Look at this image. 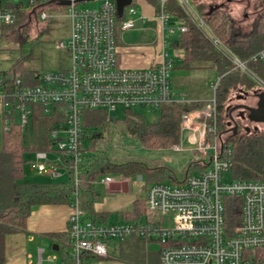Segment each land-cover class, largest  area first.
I'll return each mask as SVG.
<instances>
[{
    "label": "built area",
    "instance_id": "built-area-1",
    "mask_svg": "<svg viewBox=\"0 0 264 264\" xmlns=\"http://www.w3.org/2000/svg\"><path fill=\"white\" fill-rule=\"evenodd\" d=\"M94 8L81 7L88 0H0V27L12 26L17 21L16 11L7 5L23 3L25 10L37 25L50 19L48 11L68 9L70 35L65 44L56 46L66 50L70 66L36 76L35 85L24 86L18 77L0 76V136L10 125L26 130L31 126L34 109L43 115L62 118L55 123L49 138L48 151L31 153L35 170L41 175L60 178L74 175L75 190L70 197V216L67 220L69 253L67 264H93L107 257V243L123 242L132 237L160 246L157 264H264V157L258 180H229L233 163V148L219 133L216 88L214 97L200 110L182 116L180 132H189L188 144L195 158L194 173L182 183H155L145 190L146 214L141 222L99 224L84 219L80 207L77 184L81 161L84 114L100 111L107 122L119 120L111 116L117 109L123 112L157 113L164 105H190L184 96L172 90L170 72L177 53L170 57L163 49L165 34L183 33L182 26L173 27L171 15L165 10L169 0H158L156 18L161 42L158 62L147 68L128 69L119 60L116 46V19L121 18L120 31L133 30L138 14L132 5L117 15L114 0H95ZM194 26L210 39L212 46L227 55L235 69L251 78L264 90L247 68L259 65L264 71V48L251 58L241 61L229 54L213 37L194 9L193 0H174ZM182 52V58H183ZM175 56V57H174ZM179 59V58H177ZM121 120V119H120ZM179 132V133H180ZM181 136V133H180ZM1 143V139H0ZM178 144L171 147L183 152ZM112 177H103L100 185L108 186ZM235 206L238 221L230 228L226 221L229 207ZM167 225V227H164ZM43 250L38 251L39 262ZM52 256L50 261H55Z\"/></svg>",
    "mask_w": 264,
    "mask_h": 264
},
{
    "label": "trees",
    "instance_id": "trees-1",
    "mask_svg": "<svg viewBox=\"0 0 264 264\" xmlns=\"http://www.w3.org/2000/svg\"><path fill=\"white\" fill-rule=\"evenodd\" d=\"M156 6L155 0H147ZM198 8L197 14L207 26L213 37L222 45L229 54L245 61L264 48V7L254 16L250 28L246 31L237 27L224 11V7L216 6L217 10L210 11L209 5H202L198 0H193ZM16 11L17 21L12 26L0 28V35L10 37L18 42L20 61L12 65L9 71L0 76L10 78L18 75L21 85H35L36 75L27 72L20 75L19 69L22 62L31 57L30 49L34 47L46 27L35 38H30L27 21L23 11V3L11 2L7 5ZM215 8V6H212ZM165 10L171 15L170 23L177 28L182 26L183 33L177 31L168 39L167 45L172 50H181L183 58L181 64L187 68L192 63L207 61L211 68L219 73V82L216 88L215 100L217 108L218 128L225 140L232 145L233 163L230 170L232 180H258L262 173L264 157V131L260 130L254 122L243 123L242 110L239 106H248L250 99L257 97L262 92L259 84L247 74L235 69L223 50L212 46L210 39L200 32L186 16L184 11L174 0L165 3ZM116 19V36H120V23ZM9 32L3 34V29ZM18 28V29H17ZM14 36V37H13ZM175 65V63H174ZM173 68V67H172ZM247 68L264 83V71L259 65L248 64ZM206 103V102H205ZM204 102L190 105L169 104L159 108V120L156 124L146 123L144 116L139 113L124 112V118L107 122L106 115L100 111H91L84 114L83 142L85 145L81 153L78 170L77 192L84 219L97 222L93 213V206L98 200L94 184L102 177H113L116 180H129L134 175L149 176L155 183H182L184 179L194 173L193 163L184 168L183 177L179 178L176 171L160 160H147L143 157H132L127 154L116 155L111 151L113 130L117 127L137 144L151 150H168L178 144L180 139V122L184 114L200 110ZM238 110L235 114L234 112ZM62 120L54 115H43L36 107L32 116L31 126L23 130L19 126L10 125L9 130L3 133L0 146V264L5 263V237L25 231L27 221L34 208L45 205L70 204L71 192L75 190L74 175L66 173L64 183H46L41 185H27L21 182L25 156L37 151H48L52 145L49 138L55 123ZM241 122L240 128L237 121ZM235 125L237 129L233 130ZM168 181V182H167ZM146 214L145 200L136 198L129 211L118 213L124 222L135 224L144 220ZM100 217V216H97ZM226 221L230 228H234L238 221V211L235 206L229 207ZM59 236H56L58 238ZM67 240V251L59 250L62 263H68L69 239L67 232L62 236ZM64 240V239H63ZM121 242V241H120ZM90 260L92 257H88Z\"/></svg>",
    "mask_w": 264,
    "mask_h": 264
},
{
    "label": "rangeland",
    "instance_id": "rangeland-1",
    "mask_svg": "<svg viewBox=\"0 0 264 264\" xmlns=\"http://www.w3.org/2000/svg\"><path fill=\"white\" fill-rule=\"evenodd\" d=\"M200 4L202 5H223L224 11L230 15L232 21L236 24L237 27L246 31L250 28L251 22L255 15L262 11L264 7V0H200ZM97 5V1H90L86 3L80 4L81 7H86L88 9L94 8ZM195 11H198V8L195 4H193ZM24 15L30 16L27 13V10L23 11ZM50 16V19L37 25L34 19H28L24 21L27 26L23 25L21 28L26 27L30 38H35L43 29L46 27V31L42 34L38 40V43L30 49L31 57L28 60L22 62L21 67L19 69V74L26 75L27 72H34L37 76H43L44 74L52 71L66 69L70 66V57L67 54L66 50H59L56 46L61 44H65L70 35V20L68 18V9L67 8H59L58 10H51L47 12ZM150 21L145 23L143 26V33L138 29L136 25V29L133 31H129V33L125 32L120 36H116V46L117 52L125 57V59H132L127 56L129 55H155L159 56L161 53V42L156 41V37L151 30L155 31L156 36L158 35L156 31H160L159 21L157 18L152 17ZM1 28V27H0ZM18 29V28H17ZM24 29V28H23ZM150 29V30H149ZM9 30L3 29V34L8 33ZM10 37L12 35L10 34ZM5 37L0 35V74L9 71L12 65H14L17 61H20V53L18 51V42L13 38ZM14 37V36H13ZM171 38L170 35L165 34V39ZM158 39V37H157ZM135 46H145L146 48L143 51L133 50L134 52H130L129 47ZM167 52L170 57H173V50L169 47V45H165L163 49ZM134 53V54H133ZM128 62V60H127ZM175 65L170 72V82L171 88L173 91L180 93L184 96L186 101L197 103V102H209L214 97L213 89L211 84L217 82L219 78V73L215 68H211V65L205 62L192 63L187 68H184L181 62H175ZM253 76L260 81V79L252 73ZM15 77H18L16 75ZM251 78V77H250ZM264 94V90L261 91ZM250 99L248 104L257 103L258 98ZM256 99V100H255ZM133 113H139L144 116V119L147 124L153 125L156 124L159 120V116L157 113H146V112H138L134 111ZM125 113L121 109H117L115 112L111 114L115 118L123 119ZM261 118H264L263 114L258 115ZM238 127L240 128L241 122L238 120ZM262 123V122H260ZM259 125L258 123L256 124ZM260 130L264 131V123L259 125ZM122 128L117 127L115 131L113 130L112 143H111V151L116 155L127 154L136 157H143L147 160H160L165 162L168 166H170L173 170L176 171V175L179 178L183 177L184 168L189 165L195 155L191 151L195 147L188 144L189 132H180V143L183 152L175 153L171 150H151L140 143H136L135 141L130 140L123 132ZM1 146V143H0ZM27 163L23 166V175L21 178V182L27 185H41L46 183H63L66 181L67 176H62L60 178H51L46 177L45 175L39 174L37 169L34 168V163L32 162L34 159L33 154H29L25 156ZM227 178L232 180L231 173L227 174ZM149 176L145 175H134L129 180H117L116 190L118 193L122 194L124 189H126L127 193L124 194L122 200L125 201L123 204V210L129 211L131 206H129V201L131 202L138 197H143L145 195L146 188L151 184ZM104 189H100L101 199L98 204L102 205L106 200V194L103 192ZM130 207V208H129ZM116 215L112 216V220H115ZM164 227H167L165 225ZM48 245L47 249H45V253L42 254L41 262L43 264L46 261L47 255L50 253L52 256H57L59 261L61 262L62 256L61 253L52 252V241L50 238L47 239ZM54 242V241H53ZM157 244V243H156ZM147 243V248L149 253H159L160 247L159 245ZM119 245L116 244L114 246L109 247L108 251H112L114 249L118 250ZM50 254V255H51ZM51 256V257H52ZM57 264V263H54ZM60 264V263H59Z\"/></svg>",
    "mask_w": 264,
    "mask_h": 264
},
{
    "label": "crops",
    "instance_id": "crops-1",
    "mask_svg": "<svg viewBox=\"0 0 264 264\" xmlns=\"http://www.w3.org/2000/svg\"><path fill=\"white\" fill-rule=\"evenodd\" d=\"M155 2L158 3V0H155ZM98 3L99 2L97 1V5ZM132 6L135 7L138 14L137 17L138 20L136 22V25L138 26L139 30L142 29L140 32L143 33V31L146 30V29L143 30V26H145V23L147 21H150L151 20L150 18L156 17V6L150 4L147 0H132ZM135 29L136 26L134 30ZM151 31L154 33L156 37L155 42L157 43L158 39L155 34V31L154 30ZM156 33H158V31H156ZM145 48H146L145 46H135V47H129L128 50L130 52H134L133 50L143 51ZM175 52L177 53V56L176 57L174 56L175 62H181L182 52L180 51H175ZM118 55H119V60L121 61L123 67L128 69L147 68L158 62L157 54L144 55L143 53L140 55L138 54L129 55L127 57L132 59H127L128 62L122 54L120 55L118 53ZM0 139H2V135L0 136ZM64 176H66V174ZM98 182L99 181H97L94 184V189H96L95 192H97L99 196H98V200L92 207L94 215L97 214V216H100V217L97 216L94 217L95 220H97L96 223L108 225V224H118L124 222L120 217H118V213L125 211L123 210V204L125 203V201L122 200V198L124 197V194L127 193L126 189L122 190L123 191L122 194L118 193L116 190L117 180L115 178H113V182L110 183L108 186L100 185ZM150 182H151L150 185H152L153 184L152 180ZM100 189H104L103 192L106 194L105 195L106 200L102 205L98 204V202L101 199V193L99 192ZM133 201L131 202L130 199L129 206L132 205ZM68 206L69 205L67 203L66 204L64 203V204H58L52 206L51 205L38 206V208L37 207L34 208L27 221V226L25 231L8 235L5 237L4 264H38L39 262L38 251L43 250V254L45 253V249H47V245L49 244L47 239L49 238L54 241V242L52 241V247L54 245H57L59 250H63L66 252L67 240L62 236L66 232L67 220L71 213V210ZM113 215H116L115 220L114 219L112 220ZM56 236L59 237L56 238ZM147 243H150V245L156 244L155 242H146L144 240L138 239L137 237H132L123 242L111 241L107 243L106 258L103 259L97 258L96 260L94 258L88 260L89 258H87L86 262H93V264H157L159 262L160 252L149 253L148 249H145V247L147 248V246H145L147 245ZM116 244L119 245L118 250L114 249L112 251H108L109 247L111 248V246H114ZM59 250L57 253H59ZM50 254L47 255L44 264H54V263L64 264L62 263V261L61 262L59 261V258L57 256L55 261L51 262L50 259L53 253L51 255ZM40 264H43V262H41Z\"/></svg>",
    "mask_w": 264,
    "mask_h": 264
},
{
    "label": "water",
    "instance_id": "water-1",
    "mask_svg": "<svg viewBox=\"0 0 264 264\" xmlns=\"http://www.w3.org/2000/svg\"><path fill=\"white\" fill-rule=\"evenodd\" d=\"M88 1H94V0H88ZM114 3L116 6L115 10L117 11V15L119 17H121L123 14V11H124L123 9L128 8L129 6L132 5V0H114ZM258 96H259L258 97L259 101L257 104V108L254 109V108H250L248 106L243 105V106L237 107L236 109L247 111L249 113L248 119H250V121H252L254 123H260V122L264 123V118H261L260 116H258V115L262 114L261 111L264 110V104H263L264 103V94L263 95L260 94ZM236 129H237V125H235L233 130H236ZM58 250H59V248L57 245H54L52 247L53 252H58Z\"/></svg>",
    "mask_w": 264,
    "mask_h": 264
},
{
    "label": "flooded vegetation",
    "instance_id": "flooded-vegetation-1",
    "mask_svg": "<svg viewBox=\"0 0 264 264\" xmlns=\"http://www.w3.org/2000/svg\"><path fill=\"white\" fill-rule=\"evenodd\" d=\"M198 1H200V0H198ZM202 1V0H201ZM209 6H211L210 7V11H212V10H217V8H216V6H215V8H213L212 6H214V5H209ZM217 6H223V5H217ZM262 94V93H261ZM263 95V94H262ZM256 100V99H255ZM264 104V103H263ZM248 107H250V108H257V103H253V104H251V105H248ZM238 112V110H236L234 113L236 114ZM240 112H242L241 114H242V116L244 117V121H243V123H245V122H247L248 124L251 122L252 123V121H250V119H248V117H249V113L247 112V111H245V110H242V111H240ZM262 112V114L264 115V110H262L261 111ZM255 124H257V123H255ZM258 124H262V123H258Z\"/></svg>",
    "mask_w": 264,
    "mask_h": 264
}]
</instances>
